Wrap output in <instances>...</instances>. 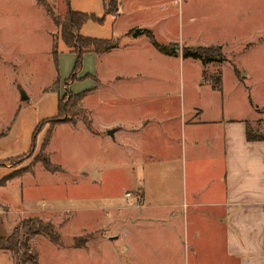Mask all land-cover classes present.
<instances>
[{"label": "rangeland", "instance_id": "1", "mask_svg": "<svg viewBox=\"0 0 264 264\" xmlns=\"http://www.w3.org/2000/svg\"><path fill=\"white\" fill-rule=\"evenodd\" d=\"M46 1L55 16L66 11L67 1ZM67 8L103 18L101 23L84 22L81 36L119 39L114 51L102 56L83 54L74 80L69 78L75 55L61 42L54 63L51 43L56 27L44 8L35 0H0V181L7 177L0 187V236L8 237L29 219L50 224L59 235L55 245L43 234L13 233L18 243L15 259H22L19 264L25 258L33 264L37 253L39 264H65L58 261L64 258L58 247L81 248L85 240L93 243L113 232L108 226L96 235L80 228L100 227L106 221L103 212L113 217L116 209L125 206L123 195L130 188L126 173L131 170L119 169L121 153L92 140L85 130L57 125L52 129L45 153L62 173L45 171L37 158L48 125L37 136L32 154H27L37 124L57 116L58 99L85 92L80 105L99 127L165 111L174 117L173 133L177 134V121L188 114L189 106L220 98L208 84L202 85L203 76L209 83L219 77L227 111L245 113L251 107L249 97L252 104L263 107L250 126L264 132V0H122L117 16L105 14L103 0H68ZM137 28L142 35L132 38ZM146 31H152L171 54L164 57L155 50ZM198 47H219L224 61L204 66L182 53V49ZM54 82L58 86L51 90ZM54 210L58 212L48 213ZM89 210L97 217L86 224ZM67 221L71 227L58 232ZM98 258L93 256L92 264L111 260L105 256L97 263Z\"/></svg>", "mask_w": 264, "mask_h": 264}, {"label": "crops", "instance_id": "2", "mask_svg": "<svg viewBox=\"0 0 264 264\" xmlns=\"http://www.w3.org/2000/svg\"><path fill=\"white\" fill-rule=\"evenodd\" d=\"M103 1L106 5L109 0ZM208 86L220 98L189 106L188 114L177 121V134L174 117L165 111L101 127L91 121L93 132L81 120L56 126L85 130L92 140L121 153L119 169L131 170L126 173L130 180L126 192L142 196L140 205L132 207L123 195L125 206L113 217L103 212L106 221L100 227H81L80 231L88 229L85 234L101 233L104 226L113 232L93 243L85 240L81 248L58 247L64 257L58 261L92 264L93 256H99L97 263L110 256L105 264H264V141L245 139L246 123H254L263 107L248 97V111L230 113L227 99L221 97L222 86L221 91ZM85 212L86 224L97 217L92 210ZM64 224L58 232L67 231L72 222ZM69 255L75 256L73 260ZM3 261L17 264L13 252L0 249ZM33 264H39L38 253Z\"/></svg>", "mask_w": 264, "mask_h": 264}, {"label": "trees", "instance_id": "3", "mask_svg": "<svg viewBox=\"0 0 264 264\" xmlns=\"http://www.w3.org/2000/svg\"><path fill=\"white\" fill-rule=\"evenodd\" d=\"M36 3L42 6L46 12V14L52 20L54 26L56 27V35L52 39L51 43V54L54 59V63H57V45L58 42H61L66 49L72 52L75 55V64L73 68L72 75L69 79L74 80L76 72L81 67L82 56L85 53H94L96 55L104 52H109L115 49L119 45L118 39H107V40H99V39H92L83 37L80 35V29L84 22L92 21L101 23L103 18H97L93 14H84L80 12H72L68 7V0L66 2V11L62 16H55L51 7L47 3L46 0H35ZM120 0H109L108 3L105 5V14L116 16L118 7H119ZM132 33V32H131ZM146 38L150 42V44L157 50L159 53L163 55H170L171 50H169L167 45L160 44L156 41L152 31H146ZM182 53L185 57L193 58L199 60L204 66L210 63L218 62L221 63L224 61L223 54L219 47H198L195 49H182ZM234 75L238 76L237 69H233ZM204 75V73H203ZM203 82L208 83L214 90L221 91V81L219 77L212 80L211 83L207 82L208 79L203 76ZM57 82H54L53 87L51 90H56ZM64 88L65 84H64ZM85 92L76 94V95H67L62 99H58L57 101V116L52 119H47L41 121L35 127L32 133L31 139V147L28 150L27 154H32L35 149V140L39 133L43 130L44 126L48 125V133L43 139L41 144L39 154L37 155L38 161L41 163L43 169L49 173H59L62 172V169L59 166L53 165L50 163L45 149L49 142L51 133L53 132L52 129L61 123H70L75 125L76 120L73 121V118H80L83 122L85 128L90 132H93V127L89 116H87L86 111L81 107L80 103ZM66 117V118H63ZM67 119V121H64ZM41 126V127H40ZM245 139L249 142L255 141H264V134L260 133L258 129H253L250 125L246 123L245 129ZM7 182V177L0 181V187L4 186ZM18 230H22L24 234L29 235L33 233L43 234L45 235L51 242L57 243L59 240V235L57 232L54 231L53 227L50 224L43 223L40 220L36 219H29L24 220L21 222L19 227H15L13 232L8 237H0V249H5L13 252L14 254L17 253V242L15 239V235L13 233L18 232ZM20 247L26 248L25 245L19 244ZM79 247V246H76ZM26 255L24 254L22 258ZM33 263L35 262V258L32 259ZM22 259H19L17 263H21ZM26 258L23 259L22 264H27Z\"/></svg>", "mask_w": 264, "mask_h": 264}, {"label": "built area", "instance_id": "4", "mask_svg": "<svg viewBox=\"0 0 264 264\" xmlns=\"http://www.w3.org/2000/svg\"><path fill=\"white\" fill-rule=\"evenodd\" d=\"M125 199L127 202L132 205V207H137L140 205L142 201V196L139 193L136 192H126L124 194Z\"/></svg>", "mask_w": 264, "mask_h": 264}, {"label": "water", "instance_id": "5", "mask_svg": "<svg viewBox=\"0 0 264 264\" xmlns=\"http://www.w3.org/2000/svg\"><path fill=\"white\" fill-rule=\"evenodd\" d=\"M138 35H141V30L140 29H135L134 32L132 33V37L135 38ZM108 135L112 136L113 131H108Z\"/></svg>", "mask_w": 264, "mask_h": 264}]
</instances>
